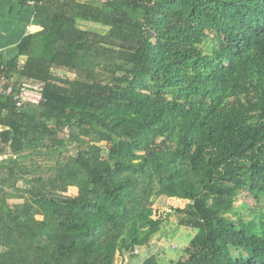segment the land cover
I'll return each mask as SVG.
<instances>
[{"label":"trees","instance_id":"obj_1","mask_svg":"<svg viewBox=\"0 0 264 264\" xmlns=\"http://www.w3.org/2000/svg\"><path fill=\"white\" fill-rule=\"evenodd\" d=\"M31 7L0 58V264H114L164 225L162 196L196 230L169 264H264V0Z\"/></svg>","mask_w":264,"mask_h":264},{"label":"rangeland","instance_id":"obj_2","mask_svg":"<svg viewBox=\"0 0 264 264\" xmlns=\"http://www.w3.org/2000/svg\"><path fill=\"white\" fill-rule=\"evenodd\" d=\"M84 25L88 28L102 29L98 24L82 21L81 27ZM57 72L61 75L71 76L67 69H59ZM34 95L37 96L36 94ZM33 98L34 100L36 99L35 97ZM160 98L163 97L158 99ZM74 192L75 189L70 190V193ZM184 204L185 201H179L175 198H167L165 196L158 198L153 207L157 214L163 213L166 216L164 225L154 235L149 245L136 248L133 253L117 251L114 257V264H142L150 255L155 256L159 264H169L171 260L178 259L190 239L196 234L195 229L180 225L175 216V210L183 207ZM235 205L238 208L244 205H252V199L247 192H244L237 198Z\"/></svg>","mask_w":264,"mask_h":264},{"label":"crops","instance_id":"obj_3","mask_svg":"<svg viewBox=\"0 0 264 264\" xmlns=\"http://www.w3.org/2000/svg\"><path fill=\"white\" fill-rule=\"evenodd\" d=\"M33 15V8L18 0H0V58L13 57L21 38L39 29L32 23Z\"/></svg>","mask_w":264,"mask_h":264},{"label":"built area","instance_id":"obj_4","mask_svg":"<svg viewBox=\"0 0 264 264\" xmlns=\"http://www.w3.org/2000/svg\"><path fill=\"white\" fill-rule=\"evenodd\" d=\"M27 2L28 5H34L35 2L37 0H25ZM40 2L44 1V0H39ZM6 74H5V70H4V66L0 65V84L1 83H5L6 82ZM0 92H2L3 94H7V95H11L13 94V88L12 85H8L6 87H3L2 84L0 85ZM33 97H37L35 96L33 93L27 92V91H20L19 93H15L13 99L16 102L17 106H21L24 100L30 101V102H36L38 101V97L34 100ZM5 126L0 125V136L1 133L4 131Z\"/></svg>","mask_w":264,"mask_h":264}]
</instances>
